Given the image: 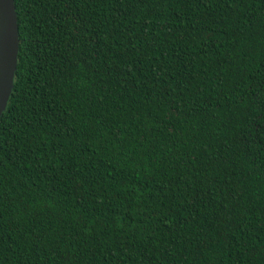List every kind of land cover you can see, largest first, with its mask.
<instances>
[{"label": "trees", "instance_id": "obj_1", "mask_svg": "<svg viewBox=\"0 0 264 264\" xmlns=\"http://www.w3.org/2000/svg\"><path fill=\"white\" fill-rule=\"evenodd\" d=\"M0 264H264V0H14Z\"/></svg>", "mask_w": 264, "mask_h": 264}, {"label": "water", "instance_id": "obj_2", "mask_svg": "<svg viewBox=\"0 0 264 264\" xmlns=\"http://www.w3.org/2000/svg\"><path fill=\"white\" fill-rule=\"evenodd\" d=\"M19 46L15 2L14 0H0V120L14 87Z\"/></svg>", "mask_w": 264, "mask_h": 264}]
</instances>
